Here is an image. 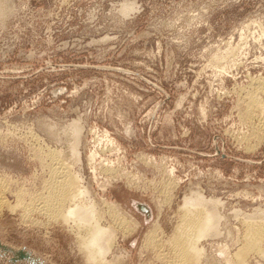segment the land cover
<instances>
[{"label":"rangeland","instance_id":"1","mask_svg":"<svg viewBox=\"0 0 264 264\" xmlns=\"http://www.w3.org/2000/svg\"><path fill=\"white\" fill-rule=\"evenodd\" d=\"M260 81L264 0H0V240L40 264H173L168 240L199 189L215 209L198 264H264ZM47 146L81 185L67 221L38 210L51 190ZM88 207V225L100 216L118 235L102 262L81 250ZM252 219L263 225L256 250Z\"/></svg>","mask_w":264,"mask_h":264},{"label":"bare ground","instance_id":"2","mask_svg":"<svg viewBox=\"0 0 264 264\" xmlns=\"http://www.w3.org/2000/svg\"><path fill=\"white\" fill-rule=\"evenodd\" d=\"M127 9V8H126ZM129 10V9H128ZM125 11H127V10H125ZM254 83V82H253ZM260 84V85H259ZM258 85L259 86H262V85H264V83L262 82V81H260V83H259ZM264 87V86H263ZM250 88V87H249ZM256 88V87H255ZM257 90H260V92L261 91H263L264 92V88H258ZM256 90V91H257ZM253 92V91H252ZM259 92V93H260ZM255 93V92H254ZM248 94H250V93H248ZM258 94V93H257ZM263 94V93H262ZM252 95V94H251ZM264 95V94H263ZM249 96V95H248ZM256 95H254V97H255ZM252 97V96H251ZM250 97V98H251ZM257 97V96H256ZM259 97V96H258ZM253 98V97H252ZM251 98V99H252ZM261 99V98H260ZM260 99H259V102H260ZM252 100H256V99H252ZM262 100V99H261ZM264 101V100H263ZM253 102H256V101H253ZM259 102H257V103H259ZM263 103V102H262ZM260 105H261V102H260ZM255 106V105H254ZM248 113V112H247ZM250 115V114H249ZM263 115V116H262ZM262 117H258L259 118V120H258V122H259V125H258V127H263V130H264V122H262V119H263V121H264V112L262 113ZM253 117V116H252ZM263 123V124H262ZM253 124V123H252ZM251 124V125H252ZM257 126V125H256ZM262 129V128H261ZM76 131H78V129L76 130ZM262 132V131H261ZM32 137H34V136H32ZM35 138V137H34ZM40 141V140H39ZM41 150L43 149V148H40ZM46 150V154L49 156V158H50V161H51V165L49 166L50 168V172H51V182H50V184H51V190L49 191V194H48V197H41V198H39V200H37V201H40L41 200V202H40V205L42 204V207L40 208V209H38V210H40V212L42 213V214H44V215H47V216H51V218H52V220H60V219H62V220H65V221H67L66 220V218L68 219V217H66V216H68V214H64V213H66V212H68L69 210H68V206L69 207H71L70 205H72V202L71 201H74V199H76V198H74L73 197V199L72 198H70V196H74L75 194V196L77 197V193H78V189L76 188V187H78V186H81L79 183H77L79 180V178H77L76 176H74V174L71 172V168L72 167H74V166H69V163L67 164H65V163H63L62 162V159H63V157L61 158V155H60V153L56 150V149H52L51 147H46L45 149H44V151ZM110 150V149H109ZM42 152H43V150H42ZM41 152V153H42ZM43 153H45V152H43ZM62 153V152H61ZM118 153V152H117ZM69 154H71V158H72V156H76V161L78 160V158H79V154H78V152L76 151L75 152V150H71L70 149V151H69ZM64 155V154H63ZM46 158H47V156H46ZM48 158V159H49ZM93 158H94V161H95V159H96V157L95 156H93ZM72 159H74V157L72 158ZM46 160V159H45ZM68 160V159H67ZM73 161V160H72ZM80 161V160H79ZM65 162V161H64ZM75 162V161H74ZM144 162V161H143ZM71 163V162H70ZM92 163V162H91ZM76 164H77V162H76ZM149 165V164H148ZM71 167V168H70ZM110 168H112V167H110ZM112 170V169H111ZM105 172L107 171V170H104ZM110 171V170H109ZM109 171H107L108 172V174H109ZM117 171V170H116ZM110 172H112V171H110ZM113 172H114V170H113ZM104 173V172H103ZM117 174V173H116ZM2 175V174H1ZM112 175H113V173H112ZM123 175V174H122ZM117 176V175H116ZM2 177V176H1ZM124 177V176H123ZM76 178H77V182H76ZM5 179H2V178H0V186H2V185H4L3 184V182H5L4 181ZM112 180V179H111ZM82 183H83V180H80ZM49 184V183H48ZM129 184V183H128ZM77 185V186H76ZM82 186H84V185H82ZM85 187V186H84ZM132 187H134V186H132ZM136 187V186H135ZM168 187H169V185H168ZM79 189H80V187H78ZM84 189H86V188H84ZM6 190V189H5ZM75 191H77V193L75 192ZM82 191V190H81ZM81 191H79V192H81ZM85 193H89V190H85L84 191ZM5 193V192H4ZM75 193V194H74ZM168 193V192H167ZM166 193V194H167ZM173 194V191L171 190V192H169V194ZM80 194V193H79ZM84 194V193H83ZM82 194V195H83ZM90 194V193H89ZM88 194V195H89ZM164 194V193H163ZM81 195V196H82ZM86 196V195H85ZM90 196V195H89ZM170 197V195H167V198H169ZM204 196L202 195V191H200L199 189L198 190H191L190 191V194L189 195H187L185 198H184V200H183V205H182V207H181V211L183 212V214H184V216L182 217V219H181V221H180V224L178 225V228L176 229V231L174 232V235L173 236H171V239H169L168 241L170 242H172L173 243V245H174V249L172 250L173 251V255H174V257L176 258V260L174 261L173 260V264H198L199 263V259L201 258V257H203V255H204V253H205V251H204V253H203V248L201 249V248H199V243H201L200 241L202 240V239H204L205 240V238L206 237H208V236H210V235H212L211 234V232H212V228H213V224H212V220H213V218H212V216L211 215H213L212 214V212H211V209L212 208H214V207H212L213 206V204L211 203V202H207V201H205V199L203 198ZM17 198H20V196H18ZM79 198V197H78ZM172 198V197H171ZM82 199H83V197H82ZM43 200V201H42ZM77 200V199H76ZM75 200V201H76ZM89 200H90V198H89ZM169 200V199H168ZM164 201H165V199H164ZM77 202V201H76ZM19 203V202H18ZM33 203V209H35L34 208V202H32ZM37 203V202H36ZM75 203V202H74ZM8 203L5 201V197L3 196V195H0V208H2L3 206H6ZM70 204V205H69ZM78 204V203H77ZM166 204V203H165ZM18 205V204H17ZM79 205V204H78ZM25 207H26V205H24ZM28 206V205H27ZM30 206V207H31ZM73 206V205H72ZM7 207V206H6ZM21 207H23V203H22V206ZM24 207V208H25ZM30 207H29V209H30ZM81 207V206H80ZM79 207V208H80ZM93 207V206H92ZM91 207V210L93 209ZM109 207V209H110V211H111V213H114L115 214V216L117 217V219H116V221H118V226H119V228H118V230L119 229H121L122 231V233L124 232V233H126V234H128V232H130V229L128 228V224H130V222H129V220H128V218H126L125 216H124V214H122L119 210H117L114 206H111V205H109L108 206ZM162 207V206H161ZM13 208V207H12ZM15 208H16V205H15ZM23 208V209H24ZM37 208V207H36ZM74 208H76L75 207V205H74ZM78 208V209H79ZM82 208V207H81ZM85 208V207H84ZM90 207H88L87 208V210L89 209ZM97 208V207H96ZM3 209V208H2ZM10 209H11V207H10ZM14 209V208H13ZM12 209V210H13ZM70 209V212H69V217L74 213L73 211L74 210H72L71 208H69ZM116 209V210H115ZM215 209V208H214ZM1 210V209H0ZM12 210H10V211H12ZM17 210V209H16ZM24 210H26V209H24ZM32 210V209H31ZM80 210H82V209H80ZM83 210V212L84 213H82V212H80L79 211V214L80 213H82V215H83V220H84V222L86 223V222H89V221H86V219L88 220V218L86 217V215H88V216H91L92 215V220L94 219L93 217H94V213L93 212H91V210ZM95 210V209H94ZM93 210V211H94ZM1 211H3V210H1ZM0 211V212H1ZM14 211V210H13ZM78 211V210H77ZM216 211V210H215ZM27 212H28V210H27ZM75 212H76V210H75ZM95 212V211H94ZM217 212V211H216ZM36 213V212H35ZM78 213V212H77ZM110 213V214H111ZM74 214H76V213H74ZM89 214H91V215H89ZM99 214V213H98ZM105 214V213H104ZM113 214V215H114ZM217 214H218V212H217ZM31 215V214H30ZM81 215V216H82ZM49 216V217H50ZM96 216V215H95ZM215 216V215H214ZM27 217V216H26ZM64 217H66V218H64ZM72 217L74 218V216L72 215ZM77 217V216H76ZM75 217V218H76ZM80 217V216H79ZM79 217H77L76 219H78ZM100 217V216H99ZM98 217V218H99ZM216 217V216H215ZM215 217H214V219H215ZM219 216L217 215V218L216 219H219L218 218ZM259 217V216H258ZM81 219H82V217H80ZM96 218V217H95ZM97 218V220L95 219V221H91L90 220V222H92L93 224H91V223H89V225L86 223V225H88V226H86L83 230H85V231H87V233L86 232H84V231H82V232H84V233H86V236H79V238L81 239V246L83 247V249L81 248V250H85L86 251V254H87V257H88V260L90 261V263L91 262H97V261H101L102 260V256L104 255V253H108L109 252V250L110 249H112V248H110L109 247V245L111 246L112 244L114 245V243H112L113 242V240H115V236L117 235V234H115L116 232L115 231H113V234H111L112 233V230L111 229H109V228H103L102 226H100V219H98ZM251 218V217H250ZM71 219V218H70ZM89 219H91V218H89ZM254 219V218H253ZM253 219H252V222H247V228L248 229H246V231H248V232H246L248 235H247V237H245V238H247V243H248V245L250 246V248H249V246H248V248L251 250V247H252V250H256V249H258L259 247H258V245H260V243H261V241L263 240L262 238H263V233H262V228L263 227H261V226H263V225H258L257 223H255V221L253 222ZM256 219V218H255ZM254 219V220H255ZM258 219V218H257ZM23 220V219H22ZM52 220H50V221H52ZM73 220V219H72ZM83 220H81V221H79V219H78V221L80 222V223H82L83 222ZM69 221V220H68ZM77 221V220H76ZM114 221H115V219H114ZM115 221V222H116ZM220 221V220H219ZM248 221V220H247ZM70 222V221H69ZM74 222V221H73ZM79 222H77V223H79ZM82 223V224H84V226H85V223ZM257 222V221H256ZM132 223V222H131ZM216 223V222H215ZM46 224V223H45ZM219 224V223H218ZM105 225V224H104ZM117 225V224H116ZM215 225V224H214ZM216 225H217V223H216ZM76 226V225H75ZM117 226V227H118ZM77 227H78V225H77ZM136 228V227H135ZM160 229V226L159 225H157L156 226V228L154 229V231L153 232H151L150 233V235H148L147 237H146V241L148 242H146L145 241V244L147 243V244H153V245H155L156 246V243L157 242H159V241H157V231ZM81 230H82V227H81ZM81 230H78V231H81ZM110 230H111V232H110ZM133 230V228L131 229V231ZM213 230H216V229H213ZM134 231V230H133ZM132 231V232H133ZM214 232V231H213ZM216 232L218 233V228H217V230H216ZM110 233V234H109ZM81 234V233H80ZM130 234V233H129ZM79 235V234H78ZM214 235H215V233H214ZM118 236V235H117ZM218 236H219V234H218ZM211 237V236H210ZM209 237V238H210ZM212 237H213V235H212ZM211 237V238H212ZM78 238V239H79ZM117 238V237H116ZM244 238V237H243ZM118 239V238H117ZM111 240V242H109ZM115 242V241H114ZM264 242V241H263ZM161 244V243H160ZM168 244V243H167ZM170 244V243H169ZM262 244V243H261ZM148 245V246H149ZM158 245V244H157ZM170 245H172V244H170ZM253 245V246H252ZM162 246V245H161ZM160 246V247H161ZM112 247V246H111ZM114 247V246H113ZM164 247V246H163ZM247 247V246H246ZM255 247V248H254ZM165 248V247H164ZM263 248V247H262ZM156 249V248H155ZM260 249V248H259ZM169 251V250H168ZM254 253H255V251H254ZM169 254V253H168ZM225 254V253H224ZM239 254V253H238ZM161 255V254H160ZM244 255V254H243ZM248 255V254H247ZM256 255V254H255ZM165 256V255H164ZM100 257H101V260H98V259H100ZM240 257V256H239ZM246 257V256H245ZM244 257V258H245ZM105 258V257H104ZM173 258V257H172ZM235 258H236V256H235ZM237 258H238V256H237ZM242 258V257H241ZM105 260V259H104ZM165 260H166V258H165ZM165 260H163V261H165ZM197 260H199V261H197ZM238 260V259H237ZM243 260V259H242ZM114 261V260H113ZM117 261V260H116ZM102 262V261H101ZM246 262V261H245ZM244 262V263H245ZM29 263V262H28ZM103 263H105V262H103ZM102 263V264H103ZM20 264V263H19ZM93 264V263H92ZM98 264V263H97ZM165 264V263H164ZM240 264V263H239Z\"/></svg>","mask_w":264,"mask_h":264},{"label":"water","instance_id":"3","mask_svg":"<svg viewBox=\"0 0 264 264\" xmlns=\"http://www.w3.org/2000/svg\"><path fill=\"white\" fill-rule=\"evenodd\" d=\"M3 254V256L11 255L8 259V264H21L23 261L29 262L31 264H40L38 258L34 257L31 251H28L27 249H19L15 250L7 245H5L0 240V255Z\"/></svg>","mask_w":264,"mask_h":264}]
</instances>
